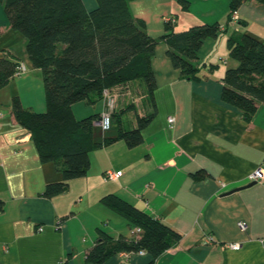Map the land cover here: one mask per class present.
Segmentation results:
<instances>
[{
  "label": "crops",
  "instance_id": "1",
  "mask_svg": "<svg viewBox=\"0 0 264 264\" xmlns=\"http://www.w3.org/2000/svg\"><path fill=\"white\" fill-rule=\"evenodd\" d=\"M88 9L96 0H84ZM203 11L182 9L178 0H133L135 17L143 19L148 33L158 40L153 68L158 113L145 129V141L135 148L119 140L90 153L87 175L70 181L68 190L54 197L43 192L60 181L54 162H41L31 134L12 113L19 96L26 108L45 111L42 70L33 66L26 38L11 27L0 2V57L23 63L26 72L0 89V264H91L86 252L95 245L99 229L115 239L131 238L128 221L102 203L117 194L161 219L182 234L181 241L160 255L155 264H264V180L251 187L249 175L264 163V104L251 121L223 101L219 56L228 50V38L249 33L264 41V2H246L239 19L227 24L230 3H208ZM166 18L176 30L219 22L226 32L205 40L199 52L198 80L183 76L161 39ZM226 62V59H221ZM210 65V66H209ZM232 67L237 62L232 61ZM215 67H218L217 70ZM133 89V97L122 94ZM113 105L105 100L74 105L77 117L133 107L124 114L127 127L137 126V114L152 109L142 81L113 88ZM132 98V99H131ZM37 104V105H36ZM38 107V108H37ZM175 120L171 125L169 118ZM129 123V124H127ZM122 171L116 181H105L106 170ZM206 170L205 178L193 173ZM248 228L241 231L238 222ZM42 227V230L39 228ZM213 237L206 243L204 237ZM241 242L234 250L230 242ZM146 252L119 253L103 264H148Z\"/></svg>",
  "mask_w": 264,
  "mask_h": 264
},
{
  "label": "trees",
  "instance_id": "2",
  "mask_svg": "<svg viewBox=\"0 0 264 264\" xmlns=\"http://www.w3.org/2000/svg\"><path fill=\"white\" fill-rule=\"evenodd\" d=\"M132 1L96 0L97 6L90 10L84 0H0L11 27L27 40L30 61L43 73L46 110L26 108L19 96L13 97L11 107L16 121L31 134L41 162H54L62 175L60 181L47 184L43 192L46 197L66 192L71 180L87 175L93 150L119 140L130 148L141 145L145 129L158 113L153 68L158 40L148 33L145 21L135 17ZM251 1L264 2L231 0L227 24L234 11ZM178 2L183 10H190L189 0ZM172 20L165 22L161 36L168 45L167 54L183 76L198 80L201 47L226 28L213 22L176 30ZM228 50L237 66L226 69L221 98L251 121L259 105L264 104V41L249 33H236L228 38ZM18 65L7 56L0 57V89L10 83ZM136 81L144 82L152 105L149 113L137 114L136 127H127L124 121L133 103L117 111L107 110L110 126L106 129L95 124L101 118L99 113L81 118L75 114V104L94 105L105 100L110 105L105 91ZM130 93L124 95L133 97ZM192 175L205 178L208 172L200 170ZM101 201L123 216L134 234L115 239L99 229L95 245L86 252L87 263L103 264L119 253L146 252L151 256L148 264H155L182 239L179 231L117 194H107ZM3 209L0 199V211Z\"/></svg>",
  "mask_w": 264,
  "mask_h": 264
},
{
  "label": "built area",
  "instance_id": "3",
  "mask_svg": "<svg viewBox=\"0 0 264 264\" xmlns=\"http://www.w3.org/2000/svg\"><path fill=\"white\" fill-rule=\"evenodd\" d=\"M239 19L238 10L234 11L231 15V21L230 23L236 22ZM166 21H171V18H166ZM173 21V20H172ZM26 72V66L23 63H20L17 67V70L15 72L16 76L23 75ZM105 95L109 100V104L112 105L114 102V98L110 95V92L105 91ZM174 118L170 117L169 122L172 125L174 122ZM96 125L102 126L103 128H108L110 126V112L109 111H103L101 113V118L95 121ZM123 174L122 171H114L112 169H108L104 173V180L105 181H116L121 175ZM250 181H263L264 180V163L261 164L259 167H257L250 175H249ZM238 226L241 231H245L248 228V224L245 221H239ZM39 230H42V227L39 228ZM137 231H140V229H137ZM204 241L206 243H213L214 239L210 235H206L204 237ZM227 247L230 249H240L242 247L241 242H230L227 244ZM125 256H128V253H124Z\"/></svg>",
  "mask_w": 264,
  "mask_h": 264
},
{
  "label": "rangeland",
  "instance_id": "4",
  "mask_svg": "<svg viewBox=\"0 0 264 264\" xmlns=\"http://www.w3.org/2000/svg\"><path fill=\"white\" fill-rule=\"evenodd\" d=\"M230 2H231V0H189L190 9H192V10L194 9L195 11H198V12L203 11L204 9L208 8L209 7L208 6V3H230ZM222 58H224V60L226 59V62L225 61H222L221 60ZM232 61H234V60L230 57L229 52H227V50L225 49L224 54H221L219 56V61H218L219 68H222L223 66L232 67L231 66L232 65ZM215 68L217 70H219L218 67H215ZM120 91L122 92V94H124V93H130V92H132L133 89H129V88L123 89L122 88ZM113 104H114V102H113ZM127 124H129V123H127Z\"/></svg>",
  "mask_w": 264,
  "mask_h": 264
},
{
  "label": "water",
  "instance_id": "5",
  "mask_svg": "<svg viewBox=\"0 0 264 264\" xmlns=\"http://www.w3.org/2000/svg\"><path fill=\"white\" fill-rule=\"evenodd\" d=\"M254 184H256V181H253V182L249 183L248 185H246V186H244V187H240V188H238V189H235V190H239V189L248 188V187H251V186H253Z\"/></svg>",
  "mask_w": 264,
  "mask_h": 264
}]
</instances>
